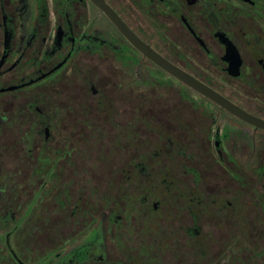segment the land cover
Listing matches in <instances>:
<instances>
[{"label":"flooded vegetation","instance_id":"af4514ba","mask_svg":"<svg viewBox=\"0 0 264 264\" xmlns=\"http://www.w3.org/2000/svg\"><path fill=\"white\" fill-rule=\"evenodd\" d=\"M0 264H264V0H0Z\"/></svg>","mask_w":264,"mask_h":264},{"label":"water","instance_id":"95a60500","mask_svg":"<svg viewBox=\"0 0 264 264\" xmlns=\"http://www.w3.org/2000/svg\"><path fill=\"white\" fill-rule=\"evenodd\" d=\"M105 12L109 16L110 20L117 26V28L125 35L127 40L131 42L133 45H135L139 50L142 51L143 55L145 57H148L151 61H153L157 66L164 69L165 71L169 72L170 74L174 75L177 79L182 81L183 83L187 84L188 86L194 88L195 90L199 91L203 95H205L207 98L211 99L215 103L223 106L228 111H230L232 114L240 117L241 119L245 121H249L253 123L252 120H250L245 114L237 110L235 107L230 105L229 103L222 100L220 97L212 93L210 90L206 89L205 87L201 86L197 82L193 81L189 77L181 74L180 72L176 71L174 68L169 66L167 63H165L159 56L154 54L151 50H149L147 47H145L141 42H139L136 38L132 36L131 33L128 32L127 29L124 28V26L121 24V22L118 20V18L111 12L109 9L106 8ZM262 126V125H259Z\"/></svg>","mask_w":264,"mask_h":264}]
</instances>
